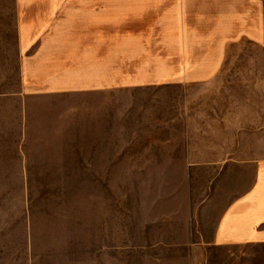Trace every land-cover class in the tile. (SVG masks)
<instances>
[{
  "label": "crops",
  "instance_id": "crops-1",
  "mask_svg": "<svg viewBox=\"0 0 264 264\" xmlns=\"http://www.w3.org/2000/svg\"><path fill=\"white\" fill-rule=\"evenodd\" d=\"M252 18L264 0H0V264H119V185L148 264H264V61L229 59L263 46Z\"/></svg>",
  "mask_w": 264,
  "mask_h": 264
},
{
  "label": "rangeland",
  "instance_id": "rangeland-1",
  "mask_svg": "<svg viewBox=\"0 0 264 264\" xmlns=\"http://www.w3.org/2000/svg\"><path fill=\"white\" fill-rule=\"evenodd\" d=\"M245 21L247 25L256 23L262 28L263 46L242 45L240 49L231 50L229 59L238 61L259 59L264 61V18H252V20ZM246 69L248 68L242 66L228 68L231 70V75H241L245 73L244 70ZM170 171H176L174 173L177 175L180 173L179 170ZM170 171L141 172V181L143 179H155V177H166L170 175ZM106 188L109 190V186H103V194L106 193ZM118 226L119 264H148L147 259L158 257L157 251L146 250V243L157 242L158 237L156 228L150 227L145 230L142 185L118 186Z\"/></svg>",
  "mask_w": 264,
  "mask_h": 264
}]
</instances>
